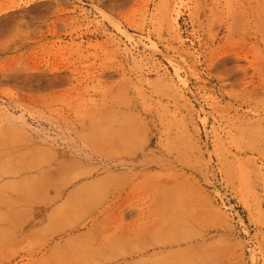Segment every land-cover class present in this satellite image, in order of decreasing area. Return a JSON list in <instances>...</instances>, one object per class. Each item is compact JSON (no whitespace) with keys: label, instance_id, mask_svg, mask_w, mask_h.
I'll list each match as a JSON object with an SVG mask.
<instances>
[{"label":"rangeland","instance_id":"374dc122","mask_svg":"<svg viewBox=\"0 0 264 264\" xmlns=\"http://www.w3.org/2000/svg\"><path fill=\"white\" fill-rule=\"evenodd\" d=\"M0 264H264V0H0Z\"/></svg>","mask_w":264,"mask_h":264}]
</instances>
